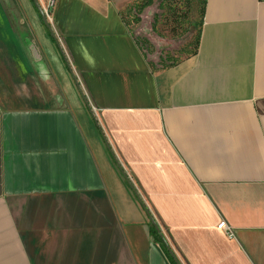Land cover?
<instances>
[{
    "label": "crops",
    "instance_id": "0c3cea01",
    "mask_svg": "<svg viewBox=\"0 0 264 264\" xmlns=\"http://www.w3.org/2000/svg\"><path fill=\"white\" fill-rule=\"evenodd\" d=\"M129 1L38 0L61 52L0 7V264H264V3L206 0L153 70Z\"/></svg>",
    "mask_w": 264,
    "mask_h": 264
},
{
    "label": "rangeland",
    "instance_id": "374dc122",
    "mask_svg": "<svg viewBox=\"0 0 264 264\" xmlns=\"http://www.w3.org/2000/svg\"><path fill=\"white\" fill-rule=\"evenodd\" d=\"M145 3L148 5L143 6ZM7 4L0 0V7H4L9 17V28L17 30L20 27L26 31L14 0H8ZM201 4L202 0H133L121 6L118 15L143 58L157 70L175 64L191 53ZM41 7L49 16V7Z\"/></svg>",
    "mask_w": 264,
    "mask_h": 264
},
{
    "label": "water",
    "instance_id": "95a60500",
    "mask_svg": "<svg viewBox=\"0 0 264 264\" xmlns=\"http://www.w3.org/2000/svg\"><path fill=\"white\" fill-rule=\"evenodd\" d=\"M35 8V10L37 11V13L39 14L40 16V19H41V22L43 24V26L45 27V29L48 31L50 37L53 39V41L55 42L56 46L58 47L59 51L61 52L60 50V46L57 42V39L55 37V34L51 28V25L49 24V21L47 20V15L45 13V11L43 10V8L41 7V5L39 4L38 0H30ZM85 104L87 105L85 99L83 98ZM108 147V146H107ZM116 165H117V168L119 169V171L121 172V175L124 177V179L126 180L127 184L132 188V185L131 183L129 182L127 176L125 175V173L123 172V170L121 169L120 165L116 162ZM139 202L141 203V201L139 200ZM142 205V208L145 212V214L147 215V218L149 220V223L151 224V226L159 233L160 237L161 234H160V230H159V227L155 221V219L153 218V216L151 215V213L149 212V210L141 203ZM169 254L170 256L172 257L173 261L175 264H179L177 262V260L174 258L173 254L169 251Z\"/></svg>",
    "mask_w": 264,
    "mask_h": 264
},
{
    "label": "trees",
    "instance_id": "16d2710c",
    "mask_svg": "<svg viewBox=\"0 0 264 264\" xmlns=\"http://www.w3.org/2000/svg\"><path fill=\"white\" fill-rule=\"evenodd\" d=\"M205 2H206V0H202L201 9H200V19H199L198 23L196 24L197 25V36H196V40H195V44H194L193 50L191 51V53H189V56H192V55L196 54L197 49H198L200 31H201L202 21H203V13H204ZM146 5H148V3H145L143 6H146ZM171 65H173V64H171ZM168 66H170V65H168ZM168 66H166V67H168ZM163 68H165V67H163ZM159 69H161V68H159ZM153 233L158 234V232L154 228H153Z\"/></svg>",
    "mask_w": 264,
    "mask_h": 264
},
{
    "label": "built area",
    "instance_id": "2783aa9c",
    "mask_svg": "<svg viewBox=\"0 0 264 264\" xmlns=\"http://www.w3.org/2000/svg\"><path fill=\"white\" fill-rule=\"evenodd\" d=\"M259 1L264 3V0H259ZM217 228H218L219 230L224 231V233H225L229 238H234V234H233L232 229H230L229 227H227V226L225 225L224 222L219 223V225L217 226Z\"/></svg>",
    "mask_w": 264,
    "mask_h": 264
}]
</instances>
